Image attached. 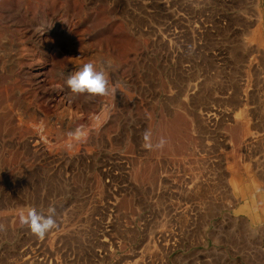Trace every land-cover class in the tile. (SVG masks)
<instances>
[{
  "label": "rangeland",
  "instance_id": "rangeland-1",
  "mask_svg": "<svg viewBox=\"0 0 264 264\" xmlns=\"http://www.w3.org/2000/svg\"><path fill=\"white\" fill-rule=\"evenodd\" d=\"M0 264H264V0H0Z\"/></svg>",
  "mask_w": 264,
  "mask_h": 264
},
{
  "label": "clouds",
  "instance_id": "clouds-1",
  "mask_svg": "<svg viewBox=\"0 0 264 264\" xmlns=\"http://www.w3.org/2000/svg\"><path fill=\"white\" fill-rule=\"evenodd\" d=\"M67 84L72 92L77 94L105 95L111 91L105 73L91 62L84 64ZM22 220L33 232L41 236L54 226L51 216L43 217L34 210H29L26 216H22Z\"/></svg>",
  "mask_w": 264,
  "mask_h": 264
},
{
  "label": "bare ground",
  "instance_id": "bare-ground-1",
  "mask_svg": "<svg viewBox=\"0 0 264 264\" xmlns=\"http://www.w3.org/2000/svg\"><path fill=\"white\" fill-rule=\"evenodd\" d=\"M260 32V31H259Z\"/></svg>",
  "mask_w": 264,
  "mask_h": 264
}]
</instances>
